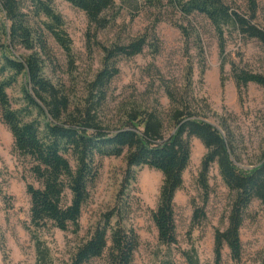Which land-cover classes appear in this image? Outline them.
<instances>
[{"label": "trees", "instance_id": "obj_1", "mask_svg": "<svg viewBox=\"0 0 264 264\" xmlns=\"http://www.w3.org/2000/svg\"><path fill=\"white\" fill-rule=\"evenodd\" d=\"M54 0H0V118L8 128L14 149L29 158V171L37 182L25 184L29 197V222L26 229L34 246V264H52L51 251L41 232L50 227L77 233L83 204L89 198V187L98 172V158L123 155L125 171L114 205L103 212L89 235L78 243L64 264H88L103 257L105 264H133L139 237L127 220L130 204L129 184L135 180V167L147 166L161 173L158 202L150 215L159 244L166 247L177 242L174 222V194L183 183L191 153L190 138H197L204 147L196 183L202 191V205L191 202V226L205 219L204 203L210 190L209 170L215 164L217 172L231 194L230 208L224 228L213 232V264L222 263L225 246L229 258L239 264L242 255L240 227L245 212L253 200L264 211V146L250 167L238 165L233 133L222 118V131L203 119L205 114L187 99H179L169 84L162 82L171 110L172 132L164 136V125L157 106L131 102L122 108L117 124L101 119V109L107 99L108 86L118 73L117 60L131 57L149 46L158 51L155 25L126 43L108 45L88 42L102 52L99 69L86 83L80 103L70 105L65 90L55 85L43 72L41 56L50 58L48 36L72 61L71 38L64 29L61 14L54 9ZM84 12L89 29L96 32L107 26L106 13L114 0H65ZM131 13L154 9L161 16L173 10L181 20H172L185 40L193 38L200 54L202 42L191 17H204L216 35L220 55V71L230 64L231 77L238 94L249 82L264 90V74L236 66L223 57L225 34L235 30L240 37L257 40L264 51V29L253 22L255 0H248V11L225 0H126ZM152 39V40H151ZM19 50L27 54L16 55ZM21 85L22 103L13 107L7 89ZM220 85L223 79L220 77ZM72 161V162H71ZM187 264H200L194 247L180 250ZM164 264H172L166 260ZM263 264V263H262Z\"/></svg>", "mask_w": 264, "mask_h": 264}, {"label": "rangeland", "instance_id": "obj_2", "mask_svg": "<svg viewBox=\"0 0 264 264\" xmlns=\"http://www.w3.org/2000/svg\"><path fill=\"white\" fill-rule=\"evenodd\" d=\"M248 11V0H225ZM256 25L264 29V0H255ZM53 6L64 20V29L72 44V61L48 36L50 58L41 56L44 75L68 94L71 106L80 103L85 95L86 83L100 67L101 49L88 42L94 33V42L108 45L126 43L148 30L157 18L155 36L158 51L147 45L141 53L117 60L118 73L111 79L107 99L102 107L101 119L115 125L122 115V108L135 101L157 106L164 125V136L172 132L169 121L171 105L162 82L169 84L179 99H187L205 114V119L219 128L218 118L230 127L240 157L239 164L250 167L255 163L264 146V90L249 82L238 94L231 77L230 64L220 71V55L216 35L209 22L202 16L190 19L199 31L202 52L199 54L193 38L185 40L171 22L181 20L173 10L163 11L161 16L154 9H142L131 13L126 0H114V6L106 13L110 22L97 30L89 29L83 11L65 0H54ZM223 57L236 66L264 74V51L255 39H245L233 29L225 34ZM152 40V39H151ZM19 50L16 55H25ZM220 77L223 86L220 85ZM20 76L17 84L7 89L13 107L22 103ZM190 160L183 172V183L174 194V222L177 242L166 247L159 244L156 228L150 212L158 202L161 173L147 166L135 167V180L127 189L130 210L127 217L139 237L133 264H187L180 250L194 247L200 264H213V232L226 225L231 194L222 182L216 165L209 170L210 190L204 203L206 217L198 225L191 226V202L202 205V191L196 183L204 147L200 141L190 138ZM72 162V161H71ZM29 158L13 147L8 128L0 118V264H34V246L26 226L29 222V197L25 184L37 185L29 171ZM125 171L123 155L98 158V172L89 187V198L83 204L79 219V231H61L50 227L41 232V238L50 248L52 264H64L75 246L84 240L100 215L111 208L120 188ZM242 255L239 264H264V211L253 200L245 212L240 227ZM222 263L234 264L228 249H222ZM88 264H105L103 257L94 258Z\"/></svg>", "mask_w": 264, "mask_h": 264}]
</instances>
